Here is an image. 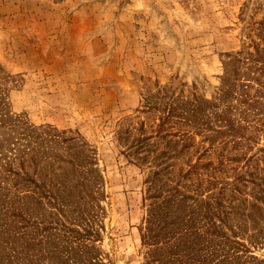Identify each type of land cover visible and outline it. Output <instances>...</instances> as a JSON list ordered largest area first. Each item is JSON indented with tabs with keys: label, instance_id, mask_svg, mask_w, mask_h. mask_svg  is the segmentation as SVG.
<instances>
[{
	"label": "rangeland",
	"instance_id": "rangeland-1",
	"mask_svg": "<svg viewBox=\"0 0 264 264\" xmlns=\"http://www.w3.org/2000/svg\"><path fill=\"white\" fill-rule=\"evenodd\" d=\"M173 98L201 109L176 110L161 133L189 135L168 157L159 153L169 137H153L159 157L139 159L136 141L154 135ZM5 138L13 147L32 139L38 152L24 169L66 199L55 205L41 192L12 203L32 225L28 238L42 239L37 255L70 240L94 246L85 260L148 264V193L170 189L187 196L170 207V229L186 213L222 221L210 234L225 231L244 245L241 260L264 264V0H0ZM2 173L0 230L21 184L43 190L16 176L1 182Z\"/></svg>",
	"mask_w": 264,
	"mask_h": 264
},
{
	"label": "trees",
	"instance_id": "trees-1",
	"mask_svg": "<svg viewBox=\"0 0 264 264\" xmlns=\"http://www.w3.org/2000/svg\"><path fill=\"white\" fill-rule=\"evenodd\" d=\"M226 92V89L224 90ZM173 98L168 105V109L159 115L160 122L157 124L154 135L138 138L135 143L136 148L134 151L138 152L142 150L144 155L139 157L141 160H146L147 157L151 154L153 148L157 142L150 141L151 138L156 136L163 135L164 137H169L166 141V147L164 150L160 151L159 155H174L170 151V147L175 146L182 140L183 137L189 135L188 131H176L171 133V131H165L161 133V128L164 123L171 119L172 116L176 115V110L182 109L180 115L186 118V110H190L189 113L196 112L201 109L199 104H195L193 99L186 100H177ZM208 102V101H207ZM207 102L205 104H207ZM151 105H148L147 108H150ZM182 118V117H181ZM232 127V125H230ZM234 128V127H233ZM172 135L178 136L177 139H174L172 142ZM9 139V138H8ZM8 139L0 140V145H8V150L10 155L3 153V161H0V169L2 174H4V180L11 177H18L24 182L31 183L35 185L37 181L33 177L29 176L26 169H24V162H26L27 157L32 156V152L37 153V148L28 147L30 144L27 139L26 143H14L16 147L12 146V142ZM35 139V138H34ZM49 141V140H47ZM171 147V148H172ZM170 152V154H168ZM14 154V155H13ZM152 158H158V154H151ZM167 156V157H168ZM33 164L37 165V160L33 159ZM20 165V166H19ZM18 167L23 170L21 172L18 170ZM189 170L186 171V173ZM159 173L154 172L153 176H149V188L155 186L156 181L154 176ZM84 184V183H83ZM44 183L37 184L38 189L42 188L43 190L39 191L38 194H35V191H29L28 185L26 183L21 184V186H26V189L15 194V198H7L10 205L6 207L5 215L7 218L3 219L2 225L4 230H0V264H49L45 260H48L49 257L53 258L54 261L52 264H98L100 260H94L92 257H89L85 260L84 251H90L91 253L95 249L92 244H81L73 245L69 240L65 246H53L48 252L43 255H37L33 252V246L41 245L42 239L37 242L28 238V234L31 230H28L27 222H23L25 218L19 215L17 212L13 211L11 205L14 201H24L28 198L38 199L40 193L43 192L48 202H52L55 205H58L59 202L63 203L65 197L59 198L58 193L55 195L51 190L43 188ZM78 185V183L76 184ZM4 188L3 186L0 189ZM47 190V191H46ZM168 194L161 197V190L158 192H149V197L156 198L155 201L150 203L149 215L146 218V232L143 233L144 240H147V243L152 247L147 251L146 263L148 264H248V260H241V256L237 251L240 250V247L244 246L238 240L232 239L234 237L229 236L227 233L222 232L220 239H216V234L221 230L220 224L222 221L216 222L215 220H210L208 222L202 221V219L196 218V216L191 217L187 213L182 216L181 223L176 227V229H170L168 226L173 221H168L165 217L170 213V207L172 205H178L181 201H184L187 196L185 193H181L180 197L176 196L175 191L168 190ZM6 198V197H5ZM161 198V199H159ZM14 199V200H12ZM41 199V198H40ZM193 202H195L193 200ZM174 203V204H173ZM51 204V203H50ZM58 208H61L58 206ZM12 216V217H11ZM187 216V217H186ZM163 217V218H160ZM186 217V218H185ZM175 222V221H174ZM225 222V221H224ZM159 229L155 230V227ZM224 227V226H223ZM231 228V227H230ZM61 230V229H60ZM163 232V233H162ZM216 233V234H210ZM234 233V231H233ZM90 234L88 228H84V232H78V237L84 238ZM76 237V239H78ZM161 237V238H160ZM46 241L44 242L45 245ZM251 259V257H249Z\"/></svg>",
	"mask_w": 264,
	"mask_h": 264
}]
</instances>
